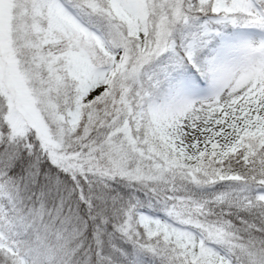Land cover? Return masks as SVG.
<instances>
[{
    "label": "snow or ice",
    "instance_id": "snow-or-ice-1",
    "mask_svg": "<svg viewBox=\"0 0 264 264\" xmlns=\"http://www.w3.org/2000/svg\"><path fill=\"white\" fill-rule=\"evenodd\" d=\"M0 264H264V0H0Z\"/></svg>",
    "mask_w": 264,
    "mask_h": 264
}]
</instances>
